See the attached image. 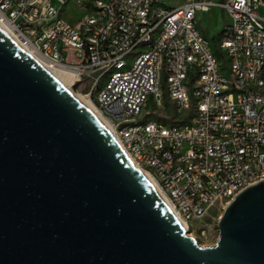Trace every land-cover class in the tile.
I'll list each match as a JSON object with an SVG mask.
<instances>
[{"label": "built area", "instance_id": "2783aa9c", "mask_svg": "<svg viewBox=\"0 0 264 264\" xmlns=\"http://www.w3.org/2000/svg\"><path fill=\"white\" fill-rule=\"evenodd\" d=\"M69 3L83 11L72 21ZM212 7L229 19L217 52L197 19ZM0 18L72 72L186 225L264 180V0H0ZM148 96L177 121L142 120Z\"/></svg>", "mask_w": 264, "mask_h": 264}, {"label": "water", "instance_id": "95a60500", "mask_svg": "<svg viewBox=\"0 0 264 264\" xmlns=\"http://www.w3.org/2000/svg\"><path fill=\"white\" fill-rule=\"evenodd\" d=\"M217 229L213 245L188 235L107 129L0 31V264H264V180Z\"/></svg>", "mask_w": 264, "mask_h": 264}, {"label": "rangeland", "instance_id": "374dc122", "mask_svg": "<svg viewBox=\"0 0 264 264\" xmlns=\"http://www.w3.org/2000/svg\"><path fill=\"white\" fill-rule=\"evenodd\" d=\"M83 13L74 4L69 3L68 6L63 10V16L65 19L72 21L73 16L78 17ZM200 28L204 36H206L212 49L216 48L213 44V38H216L218 32L222 28L224 22V16L221 11L216 9H210L209 11L199 13L197 15ZM75 91V90H74ZM81 95L84 92L75 91ZM163 103L166 100L163 99ZM162 107L154 105V100L151 96H148L147 100L142 106L140 118L142 120L154 119L157 120L161 117L168 119L170 122L177 121V114L170 103L163 104ZM223 213V208L215 206L211 208L203 219L199 221H193L192 223L187 222V233L192 236L199 245H213L218 237L217 223L220 216Z\"/></svg>", "mask_w": 264, "mask_h": 264}, {"label": "bare ground", "instance_id": "6f19581e", "mask_svg": "<svg viewBox=\"0 0 264 264\" xmlns=\"http://www.w3.org/2000/svg\"><path fill=\"white\" fill-rule=\"evenodd\" d=\"M0 31L6 35L15 45H17L24 53H26L29 57H31L36 63H38L43 69H45L68 93L78 102L80 103L86 110H88L106 129L107 131L112 135V137L115 139L117 144L121 147L120 143L117 141V139L113 136L111 130H109L108 123L106 118L102 115L100 110L97 108V106L93 103V101L86 95H81L74 90H72L71 85L73 84V74L71 71L59 68V67H53L49 66L44 59L39 57L37 54L31 52L26 47L22 46L19 42L18 38L12 31L11 27L6 23L4 20L0 18ZM123 150V148L121 147ZM124 151V150H123ZM127 158L130 160V162L139 170V172L144 176V178L147 180V182L151 185V187L154 189L156 194L160 197V199L163 201L167 209L170 211L172 216L175 218V220L178 222V224L184 229L187 230V225L185 221L182 219V217L179 215V213L176 211V209L172 206L171 202L169 201V198L167 195L161 190V188L158 186L157 182L153 178L151 174H149L144 169L139 168L134 164V162L128 157L126 152L124 151Z\"/></svg>", "mask_w": 264, "mask_h": 264}, {"label": "crops", "instance_id": "0c3cea01", "mask_svg": "<svg viewBox=\"0 0 264 264\" xmlns=\"http://www.w3.org/2000/svg\"><path fill=\"white\" fill-rule=\"evenodd\" d=\"M211 9H216V10H219V11H221V13L223 14V16H224V22H223V24H222V27H223V25H225L227 22H228V16H227V14L225 13V12H223L220 8H218V7H212ZM198 15H199V13H198ZM216 42H217V36H216V38H213V44H214V46L216 47ZM214 52H217V49L216 48H214V50H213Z\"/></svg>", "mask_w": 264, "mask_h": 264}, {"label": "trees", "instance_id": "16d2710c", "mask_svg": "<svg viewBox=\"0 0 264 264\" xmlns=\"http://www.w3.org/2000/svg\"><path fill=\"white\" fill-rule=\"evenodd\" d=\"M221 32H222V30H220V31L218 32L217 36H218Z\"/></svg>", "mask_w": 264, "mask_h": 264}]
</instances>
